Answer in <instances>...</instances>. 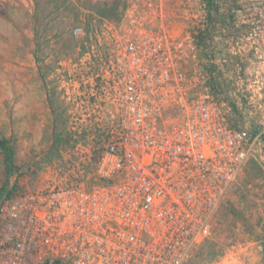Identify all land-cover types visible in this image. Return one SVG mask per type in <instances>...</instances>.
<instances>
[{
	"label": "built area",
	"instance_id": "built-area-1",
	"mask_svg": "<svg viewBox=\"0 0 264 264\" xmlns=\"http://www.w3.org/2000/svg\"><path fill=\"white\" fill-rule=\"evenodd\" d=\"M238 1L228 98L213 91L201 58L203 0H191L192 28L178 37L165 0H128L119 21L74 29L88 40L65 83L79 84L81 105L98 108L87 117L108 142L93 185L0 202V264H188L247 162L264 161V0ZM234 105L263 124L254 135L233 124Z\"/></svg>",
	"mask_w": 264,
	"mask_h": 264
},
{
	"label": "rangeland",
	"instance_id": "rangeland-1",
	"mask_svg": "<svg viewBox=\"0 0 264 264\" xmlns=\"http://www.w3.org/2000/svg\"><path fill=\"white\" fill-rule=\"evenodd\" d=\"M127 1L0 0V50L7 51V44H13L16 58L21 55L31 64L20 75L18 90L8 89L0 100V138L9 139L17 152L18 171L8 181L10 188L18 187L16 193L95 183L96 153L108 140L96 136L99 123L87 117L98 108L81 105L79 84L65 83L68 71L76 74L75 64L88 40L75 38L73 31L84 27L91 33L101 20L100 10ZM165 4L171 31L175 37L185 35L192 28L195 4L191 0H165ZM28 48L29 58L20 51ZM86 90L90 98L93 92L88 84ZM173 110L171 106L165 112L169 123L177 117ZM242 112L244 124L238 125L254 135L263 124ZM5 181L0 152V188ZM211 225L210 236L193 250L188 264H264V161L260 157L247 162Z\"/></svg>",
	"mask_w": 264,
	"mask_h": 264
},
{
	"label": "trees",
	"instance_id": "trees-1",
	"mask_svg": "<svg viewBox=\"0 0 264 264\" xmlns=\"http://www.w3.org/2000/svg\"><path fill=\"white\" fill-rule=\"evenodd\" d=\"M203 2L206 11V27L205 30L198 33L197 37L199 45L204 49L201 58L205 60V70L212 76L213 91L221 97L228 98L226 96L231 93V84L226 78V70L236 63V57L231 56L230 53L229 40L239 33L242 26L238 15L242 6L238 0H203ZM127 6L128 1L125 4L106 5L107 8L100 10L98 16L101 19L119 21ZM234 109L233 124L242 129L238 123L244 124L245 115L242 108L234 105ZM97 137L99 136L97 135ZM0 152L6 175V181L0 188L1 202L16 194L18 187L13 185L10 188L8 181L18 171V167L16 165V148L9 139L0 138ZM100 152L96 153L95 159L99 157Z\"/></svg>",
	"mask_w": 264,
	"mask_h": 264
},
{
	"label": "crops",
	"instance_id": "crops-1",
	"mask_svg": "<svg viewBox=\"0 0 264 264\" xmlns=\"http://www.w3.org/2000/svg\"><path fill=\"white\" fill-rule=\"evenodd\" d=\"M6 47L7 51L0 50V100L5 99L4 93H6L8 89L18 90V84L21 83L20 80L23 79L20 75H24L31 65L30 63L28 64L21 55L16 58L15 45L7 44ZM30 50L31 48H28L25 52L20 49L23 54H27V58L31 55ZM0 106H3L1 105V101ZM173 112L176 113V110H173Z\"/></svg>",
	"mask_w": 264,
	"mask_h": 264
}]
</instances>
